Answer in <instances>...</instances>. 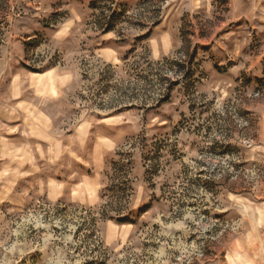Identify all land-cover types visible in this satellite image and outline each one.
Listing matches in <instances>:
<instances>
[{
	"label": "clouds",
	"instance_id": "9594fccd",
	"mask_svg": "<svg viewBox=\"0 0 264 264\" xmlns=\"http://www.w3.org/2000/svg\"><path fill=\"white\" fill-rule=\"evenodd\" d=\"M0 264H264V0H0Z\"/></svg>",
	"mask_w": 264,
	"mask_h": 264
}]
</instances>
